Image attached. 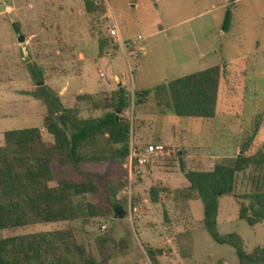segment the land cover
I'll use <instances>...</instances> for the list:
<instances>
[{
    "label": "rangeland",
    "instance_id": "obj_1",
    "mask_svg": "<svg viewBox=\"0 0 264 264\" xmlns=\"http://www.w3.org/2000/svg\"><path fill=\"white\" fill-rule=\"evenodd\" d=\"M98 1L105 12L87 15L84 0H0V142L7 131L39 129L44 142L53 143L44 128L45 104L40 99L38 106L27 104L34 98L29 93L36 90L30 68L39 67L48 78L46 86L56 94L66 78H50L52 73L78 71L65 94V107L61 103L64 108H71L72 96L80 91L91 95L116 91L117 77L129 99L123 116L131 122V144L142 151L146 145L160 143L165 153L134 168L132 175L128 160L77 168L54 164L51 186L64 177L81 180L88 175L100 191L77 197L76 203L81 208L96 203L108 208L109 215L0 231V238L68 230L71 239L97 261L103 258L96 240L110 238L106 255L111 264H239L235 250L215 243L203 227L201 201L185 205L174 198L177 190L188 186L182 163L186 171H211L216 164L235 159L250 137L254 138L247 154L264 146V0ZM227 10L232 21L229 31L223 32ZM13 23L19 26L20 36L34 34L39 39L25 50L17 47ZM115 25L120 39L108 34ZM158 25L165 32L153 36ZM99 37L109 42L104 51ZM40 45L43 50L36 51L34 47ZM215 66L220 67L221 83L213 120L179 118L158 109L152 96L139 100L135 95L165 80ZM82 107L83 118L103 115L92 112L87 103ZM262 177V171L254 168L238 174L233 195L219 200V234H237L247 252L264 247V222L250 227L241 220L239 203L248 201L234 196L254 192L263 185ZM108 183L116 191L114 200ZM129 184L133 186L128 199L120 191ZM152 187L159 192V204L150 200ZM115 210L124 211L125 217L115 219ZM149 250L155 251L154 261Z\"/></svg>",
    "mask_w": 264,
    "mask_h": 264
},
{
    "label": "trees",
    "instance_id": "obj_2",
    "mask_svg": "<svg viewBox=\"0 0 264 264\" xmlns=\"http://www.w3.org/2000/svg\"><path fill=\"white\" fill-rule=\"evenodd\" d=\"M84 5L87 15L106 10L98 0H84ZM231 21L232 13L227 10L223 32L229 31ZM13 27L19 33L16 24ZM98 43L101 51L109 45L101 37ZM30 76L36 90L29 94L45 104L44 128L53 138V143L44 142L39 129L4 133L0 145V231L107 217L110 213L108 208L93 202L81 208L75 201L77 197L99 193V184L92 177L87 175L81 180L64 177L56 186L50 184L54 181V164L77 168L96 163H122L129 159L132 126L130 120L123 116L129 108L125 88L99 95L77 96L76 101L87 103L92 112L103 113L100 117L83 118L78 107L62 106L58 94L44 84L39 67L30 68ZM220 83L221 70L215 66L166 81L150 90L137 91L135 95L139 100L152 96L158 109L172 111L179 118L213 120L217 114ZM253 138L241 146L235 159L226 164H216L211 171H186L182 163L181 171L188 186L177 190L174 198L185 205L201 201L203 227L215 243L235 250L239 264H264V247H255L247 252L237 234H219L217 216L219 200L233 195L237 175L254 168L262 171L263 185L248 195L234 198L248 201V204L239 203L241 220L250 227L264 222V146L247 154ZM108 188L110 198L114 200L116 191L110 183ZM149 195L153 204H159L156 187L150 189ZM165 220H168L166 213ZM70 232L0 238V264H111L110 255H106V247L112 242L110 238L96 240L103 258L97 261L84 246L71 239ZM149 256L154 261L155 251L149 250Z\"/></svg>",
    "mask_w": 264,
    "mask_h": 264
},
{
    "label": "crops",
    "instance_id": "obj_3",
    "mask_svg": "<svg viewBox=\"0 0 264 264\" xmlns=\"http://www.w3.org/2000/svg\"><path fill=\"white\" fill-rule=\"evenodd\" d=\"M11 8V7H10ZM11 9H13V8H11ZM108 13V12H107ZM107 16H109V14H107ZM13 24H16V23H13ZM16 27L18 28V30L20 29L19 28V26L16 24ZM119 28V27H118ZM20 31V30H19ZM165 32V29H164V27L162 26V25H158V26H156V28H155V30H154V32H153V36H160V35H162L163 33ZM20 33V32H19ZM19 33H17L16 34V36H19L20 37V34ZM24 39H25V41L23 42V44H20L19 42L18 43H16V45H17V47H22L23 48V50H25V48L26 47H31L34 43H35V39H39V36L38 35H34V34H30L28 37H25L24 36ZM41 45L43 46V47H45L46 46V44H44L43 42L41 43ZM41 45L38 47V46H35L34 48H35V50L36 51H38V49H42L43 50V47L41 48ZM41 50V51H42ZM141 51H143L144 49L142 48V49H140ZM42 53V52H41ZM41 53H38L36 56H37V58L39 59V56H40V54ZM55 54L56 55H58L59 54V52L58 51H56L55 52ZM111 54V52H107V55H110ZM126 55V54H125ZM80 58H81V60H83L84 58L82 57V56H80ZM29 59H30V61H31V63L33 62V60H32V58H30L29 57ZM38 66H40V65H38ZM102 73H100V75H101ZM79 75V73H78V71L77 70H73V71H63V72H60V71H58V70H56L54 73H52V76L50 77V78H53V77H65L66 78V81H65V86L62 88V90H60L59 91V93H58V95L60 96V99H61V103L63 104V106L65 105L64 104V102H65V94H66V92H68V88L70 87V83L74 80V78L76 77V76H78ZM103 76V75H102ZM101 77V76H100ZM103 78V77H102ZM114 80L115 81H117V83H118V88H120V87H124V83L122 82V81H120V80H118V78L117 77H114ZM47 81H48V78L47 77H45L44 76V84L46 85L47 84ZM165 81H167V80H165ZM117 88V89H118ZM125 88V87H124ZM34 91V90H33ZM112 91H114V90H112ZM112 91H110V92H112ZM110 92H108V93H110ZM80 95H91V94H82V92L80 91V92H78L76 95H74V96H72V98H71V101H72V106H71V108H74V107H78L79 109H82L83 107H82V104L83 103H79V102H77L76 101V97L77 96H80ZM30 100L32 101V103H28L27 102V104L29 105V104H32V106H38L39 104H40V100H38V99H35V98H32V97H30ZM219 101V100H218ZM218 106V105H217ZM65 107V106H64ZM133 140V138H131V141ZM2 143H3V139H2V141L0 142V145H2ZM137 143V142H136ZM192 203V202H191ZM190 203V204H191Z\"/></svg>",
    "mask_w": 264,
    "mask_h": 264
},
{
    "label": "built area",
    "instance_id": "obj_4",
    "mask_svg": "<svg viewBox=\"0 0 264 264\" xmlns=\"http://www.w3.org/2000/svg\"><path fill=\"white\" fill-rule=\"evenodd\" d=\"M108 34L111 38L120 39V31H119V28L117 25H115L111 29H109ZM138 39H140V37H138ZM129 55L134 57L133 52H130ZM100 76H101V78L103 77L102 74ZM164 153H165V147L159 143H157V144L153 143V144L146 145L142 151L139 150L137 147H134L131 144L130 156L128 159V168H129L130 174L132 175V171L134 170V168L144 167L148 163V160L151 157H159V156L164 155ZM131 184H129L127 187H124L120 191L125 198H128V197L130 198V196L132 194L131 190H132L133 185H131Z\"/></svg>",
    "mask_w": 264,
    "mask_h": 264
},
{
    "label": "water",
    "instance_id": "obj_5",
    "mask_svg": "<svg viewBox=\"0 0 264 264\" xmlns=\"http://www.w3.org/2000/svg\"><path fill=\"white\" fill-rule=\"evenodd\" d=\"M25 41L24 37L23 36H20L19 39H18V42L19 43H23ZM125 217V212L124 211H118V210H115V215H114V218L115 219H122Z\"/></svg>",
    "mask_w": 264,
    "mask_h": 264
}]
</instances>
